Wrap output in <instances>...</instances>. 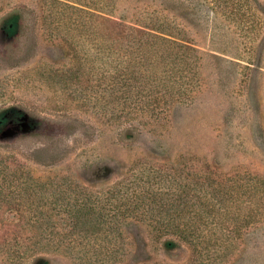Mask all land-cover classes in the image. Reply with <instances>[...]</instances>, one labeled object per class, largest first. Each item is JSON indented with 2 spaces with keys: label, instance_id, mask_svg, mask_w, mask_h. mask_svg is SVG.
Segmentation results:
<instances>
[{
  "label": "rangeland",
  "instance_id": "rangeland-1",
  "mask_svg": "<svg viewBox=\"0 0 264 264\" xmlns=\"http://www.w3.org/2000/svg\"><path fill=\"white\" fill-rule=\"evenodd\" d=\"M0 264H264V0H0Z\"/></svg>",
  "mask_w": 264,
  "mask_h": 264
},
{
  "label": "trees",
  "instance_id": "trees-1",
  "mask_svg": "<svg viewBox=\"0 0 264 264\" xmlns=\"http://www.w3.org/2000/svg\"><path fill=\"white\" fill-rule=\"evenodd\" d=\"M109 21H110V26H112L113 24H112V20H110L109 19ZM112 34L114 35V36H112V37H114V38H118V36H120V32L119 31H116V32H112ZM12 122L11 121H9V122H7L3 127H2V130H3V132L4 133H6V132H8L10 129L12 130ZM222 184V183H221ZM227 193V192H226ZM187 231H190V232H194L195 233V227L194 226H191V228L189 229V230H187Z\"/></svg>",
  "mask_w": 264,
  "mask_h": 264
}]
</instances>
